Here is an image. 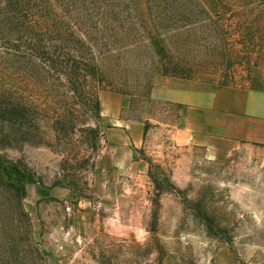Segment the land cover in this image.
I'll return each instance as SVG.
<instances>
[{"label":"rangeland","instance_id":"obj_1","mask_svg":"<svg viewBox=\"0 0 264 264\" xmlns=\"http://www.w3.org/2000/svg\"><path fill=\"white\" fill-rule=\"evenodd\" d=\"M68 1L70 24L91 0ZM223 1L159 46L189 79L245 86L264 67L263 0ZM127 13L131 37L48 35L53 69L0 49V105L26 108L0 111V264H264V146L180 145L179 107L154 95L167 60ZM91 55L96 80L69 76L72 56Z\"/></svg>","mask_w":264,"mask_h":264},{"label":"trees","instance_id":"obj_2","mask_svg":"<svg viewBox=\"0 0 264 264\" xmlns=\"http://www.w3.org/2000/svg\"><path fill=\"white\" fill-rule=\"evenodd\" d=\"M69 4L68 0H3L0 4V49L29 55L53 69L52 63L54 65V62L50 52L52 47L47 39L48 35L54 36L57 33L70 31L67 25L75 24L72 26L73 29L79 30L87 40L92 37V31L110 33L114 36H120L121 31L122 38L131 37L138 30L137 24L131 22V13H127L131 9L135 15L142 16L141 26L149 33L155 51L167 60L164 77L192 80L182 74L177 63L168 59L167 48L159 46L164 42L159 40L157 34L160 31H165L169 25H181V21L185 18L193 17L202 23L205 14L211 17L215 13L217 16L218 13L224 12L230 7L223 0L210 4L202 0H91L88 6H86V2L83 6L85 13L73 17L75 19L69 24L67 23L68 18L64 14ZM81 8L80 6L77 7L79 10ZM152 18L155 19L153 22ZM2 21L7 23V28L9 27L11 31L10 35L7 33L4 36L7 30L4 28L6 23L2 24ZM181 28H185V26ZM13 36L17 38L11 40ZM80 41L83 44L86 42L85 40ZM72 57L73 59H70L71 64L67 66L69 76H83L86 80L89 78L96 80L94 75H97V66L93 55L89 61L84 59L81 61L78 56ZM77 81L79 80L71 84L76 86L79 84ZM95 107L100 108L98 101H96ZM24 109L26 108L22 104L12 99H8L7 102L0 105V111L8 113L12 117L20 115ZM4 172L10 180L16 179L15 177L17 179L24 177L16 168L12 170L5 168ZM152 178L158 193H161L163 186L153 176ZM165 179L171 185L169 179L167 177Z\"/></svg>","mask_w":264,"mask_h":264},{"label":"crops","instance_id":"obj_3","mask_svg":"<svg viewBox=\"0 0 264 264\" xmlns=\"http://www.w3.org/2000/svg\"><path fill=\"white\" fill-rule=\"evenodd\" d=\"M154 95L179 107L180 145L210 148L218 143L242 142L264 146V67H254L245 86L162 77ZM109 101L120 98H105Z\"/></svg>","mask_w":264,"mask_h":264}]
</instances>
